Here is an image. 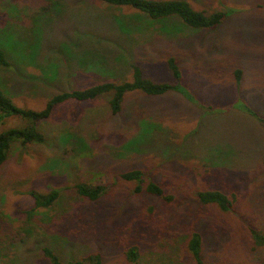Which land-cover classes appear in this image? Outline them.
Here are the masks:
<instances>
[{"label":"rangeland","instance_id":"1","mask_svg":"<svg viewBox=\"0 0 264 264\" xmlns=\"http://www.w3.org/2000/svg\"><path fill=\"white\" fill-rule=\"evenodd\" d=\"M186 1L208 13L233 12L212 31L142 20L129 41L111 27L115 17L131 22L136 12L129 8L95 0H0V49L11 63L0 67V87L17 106L39 111L57 93L105 81L95 67L80 70L78 60L106 62L117 82L129 80V65L137 64L153 81L173 83L167 67L173 57L183 86L212 109L205 113L174 92L127 94L117 115L108 96L57 107L37 125L44 143L15 144L0 167V264H49L45 246L63 262L99 253L103 264H131L126 251L135 247L138 264H193L186 250L193 232L202 236L206 262L264 264V248L249 232H264V125L232 107L240 99L264 119V0ZM46 3L60 12L39 11ZM95 22L104 25L95 29ZM20 33L30 38L18 48L12 36L18 41ZM86 34L95 35L94 43ZM76 42L81 48L71 47ZM23 125L8 119L0 131ZM133 169L171 199L134 193L120 176ZM78 183L106 192L89 201L75 194ZM50 190L59 191L54 205L32 210L29 193ZM203 191L234 194L233 212L201 204Z\"/></svg>","mask_w":264,"mask_h":264},{"label":"trees","instance_id":"2","mask_svg":"<svg viewBox=\"0 0 264 264\" xmlns=\"http://www.w3.org/2000/svg\"><path fill=\"white\" fill-rule=\"evenodd\" d=\"M101 5H105L109 8H129L136 12L135 17L140 18L139 21L134 24V18L126 20L124 17H115L111 23V27L116 32L119 40L132 41V37L126 35H133V32H141L142 28L140 22L142 20L149 21L151 23L175 20L179 21L183 26L194 30H206L212 31L217 29L224 20L233 12L230 11H215L208 13L203 10H197L186 0H95ZM46 3L45 6L39 9L41 12L51 13V9ZM36 10V9H35ZM57 8L52 11L53 15L59 13ZM103 22H95V29L99 30L103 27ZM33 33V31H32ZM30 36V35H29ZM125 37V38H122ZM86 39L89 41L95 39V35L86 34ZM12 42L18 48L22 47V43L28 42V35L26 33H20L18 35V41H14L12 36ZM11 38V39H12ZM10 40V37H7ZM94 43V42H93ZM67 47V46H65ZM72 48H78L79 44L71 45ZM81 48V47H79ZM78 48V49H79ZM68 49V48H65ZM63 50V53L65 51ZM124 50V49H123ZM74 49L66 50L67 55H72L74 58ZM81 53L86 56L87 53L83 50ZM77 57V56H76ZM76 57L74 59H76ZM124 54L119 56V61L122 62ZM23 56L18 55V61L22 62ZM21 60V61H20ZM73 62V59L70 63ZM106 63V62H105ZM99 63L95 65L94 61L90 60H78V66L80 70L88 73L92 67L99 72L98 75H102L105 81L91 85L89 87L81 89H73L69 91H63L50 97L44 105L42 110L36 111L31 109H25L17 106L11 99L9 94L0 87V126L8 119H19L24 125L22 127H10L0 131V167L7 161V158L11 152L12 147L15 144L20 145L24 149L35 144H42L45 141V135L38 129L37 125L42 121L49 119L54 110L69 101L75 102H90L94 101L102 96H108L109 111L112 115H117L122 111L125 97L127 94L138 92L149 97L163 96L169 92H174L181 95L188 102L194 104L205 113L212 112V109L205 107L193 94L183 86V78L177 61L175 58L170 57L167 59V67L170 70L174 82H155L152 79L145 76L144 71L140 65L131 64L129 70L131 73L129 80L116 81V75H112V70L108 64ZM11 63L7 53L0 49V67L9 68ZM56 67V66H55ZM60 67V66H58ZM85 69V70H84ZM47 71L46 73H48ZM55 72L50 76L55 77ZM76 74V73H75ZM241 70L236 69L234 71V79L237 86L241 83ZM49 75V74H47ZM110 75V76H108ZM239 101V102H238ZM232 107L254 117L260 124L264 125V119H261L257 113L250 108L244 101L239 99ZM122 180L133 183L134 193L145 192L150 196L158 198L160 200L169 201L171 198L165 195L162 187L153 181L146 178L143 170L133 169L122 173ZM74 192L78 197L89 201L99 200L106 192V189L102 185H93L87 183H78L74 186ZM31 198L33 199L32 210L47 209L54 205L59 198L58 190H50L47 193H39L31 191ZM197 199L203 205H214L222 212H233L236 196L234 194L226 195L220 191H203L197 193ZM251 240L256 247L264 248V232L256 228H250L249 230ZM186 250L191 257L193 264H219L216 262H206L202 258V236L196 232L191 233L187 242ZM43 257L49 262V264H103L102 256L99 253H90L80 259L74 261L63 262L59 256L49 247L45 246L41 250ZM126 258L131 264H138L139 254L135 247H130L126 251Z\"/></svg>","mask_w":264,"mask_h":264}]
</instances>
